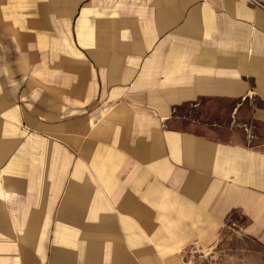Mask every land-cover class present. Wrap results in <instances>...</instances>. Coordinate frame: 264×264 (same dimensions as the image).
<instances>
[{"label": "crops", "instance_id": "obj_1", "mask_svg": "<svg viewBox=\"0 0 264 264\" xmlns=\"http://www.w3.org/2000/svg\"><path fill=\"white\" fill-rule=\"evenodd\" d=\"M186 245L264 264V0H0V264Z\"/></svg>", "mask_w": 264, "mask_h": 264}, {"label": "rangeland", "instance_id": "obj_2", "mask_svg": "<svg viewBox=\"0 0 264 264\" xmlns=\"http://www.w3.org/2000/svg\"><path fill=\"white\" fill-rule=\"evenodd\" d=\"M235 219V221H239L240 216L237 213H233L230 215ZM236 217V218H235ZM227 223H231L230 220L226 221ZM232 231L228 227H224L221 230L223 240L225 239V236H232ZM222 240V242H223ZM225 244L221 246H218L219 249H222ZM222 253V252H221ZM211 254H215V248L214 247H207L205 249H196L193 245H186L181 249V257L183 260V264H213V259L217 258L211 257Z\"/></svg>", "mask_w": 264, "mask_h": 264}]
</instances>
